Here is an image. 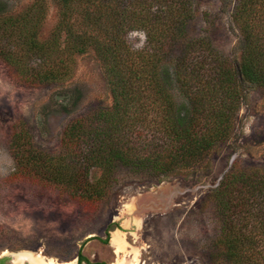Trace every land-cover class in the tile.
Instances as JSON below:
<instances>
[{"label":"trees","instance_id":"16d2710c","mask_svg":"<svg viewBox=\"0 0 264 264\" xmlns=\"http://www.w3.org/2000/svg\"><path fill=\"white\" fill-rule=\"evenodd\" d=\"M53 2L58 19L47 42L38 36L44 1L15 14L0 2V58L27 85L63 80L71 56L88 50L100 61L112 106L72 119L54 159L30 150L16 154L19 164L39 168L44 180L74 196L102 199L119 166L156 180L201 167L231 137L243 86L264 90V0H238L234 8L241 33L237 60L204 38L187 39L195 0ZM133 31L144 34L140 49L128 43ZM21 139L15 137L18 148ZM93 168L98 177L91 176ZM213 198L226 215L225 249L215 262L264 264V172L230 169ZM77 257L78 264H91L80 252Z\"/></svg>","mask_w":264,"mask_h":264},{"label":"rangeland","instance_id":"374dc122","mask_svg":"<svg viewBox=\"0 0 264 264\" xmlns=\"http://www.w3.org/2000/svg\"><path fill=\"white\" fill-rule=\"evenodd\" d=\"M35 1L0 0L10 14L24 12ZM42 1L38 36L47 42L58 10L53 0ZM237 2L195 0L187 39L204 38L237 60L241 33L232 17ZM144 39L141 31L128 35L134 49ZM68 66L69 75L59 82L27 85L0 58V260L17 264L11 254L28 251L71 264L78 252L91 264H226L215 262L225 249L220 235L226 215L213 191L234 167L264 172V90L243 86L231 137L201 167L156 180L119 166L105 197L91 201L44 180L39 168L29 171L16 159L19 151L28 150L54 159L72 119L112 106L108 80L93 50L71 56ZM99 174L92 169V177ZM117 231L122 245L112 240Z\"/></svg>","mask_w":264,"mask_h":264},{"label":"bare ground","instance_id":"6f19581e","mask_svg":"<svg viewBox=\"0 0 264 264\" xmlns=\"http://www.w3.org/2000/svg\"><path fill=\"white\" fill-rule=\"evenodd\" d=\"M112 240L113 242L122 245V241H120L119 231L113 233ZM11 256L13 257V261L17 264H22L23 262H27V264H71L58 263L55 259L45 258L28 251L12 253Z\"/></svg>","mask_w":264,"mask_h":264},{"label":"flooded vegetation","instance_id":"af4514ba","mask_svg":"<svg viewBox=\"0 0 264 264\" xmlns=\"http://www.w3.org/2000/svg\"><path fill=\"white\" fill-rule=\"evenodd\" d=\"M87 260V259H86ZM88 261V260H87ZM89 262V261H88ZM82 264H87L85 260L81 261ZM102 262H99V264ZM0 264H11V263H6L5 261L0 262ZM76 264H78V257L76 258Z\"/></svg>","mask_w":264,"mask_h":264},{"label":"water","instance_id":"95a60500","mask_svg":"<svg viewBox=\"0 0 264 264\" xmlns=\"http://www.w3.org/2000/svg\"><path fill=\"white\" fill-rule=\"evenodd\" d=\"M73 261H74V259H73ZM74 262H75V264H76V260H75Z\"/></svg>","mask_w":264,"mask_h":264}]
</instances>
